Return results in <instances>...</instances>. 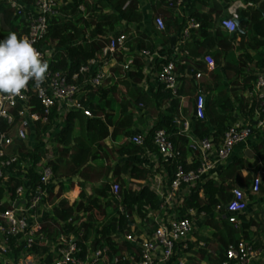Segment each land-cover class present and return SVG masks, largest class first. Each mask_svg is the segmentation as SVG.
Instances as JSON below:
<instances>
[{
  "label": "trees",
  "instance_id": "16d2710c",
  "mask_svg": "<svg viewBox=\"0 0 264 264\" xmlns=\"http://www.w3.org/2000/svg\"><path fill=\"white\" fill-rule=\"evenodd\" d=\"M24 1L31 3V0ZM246 1L248 5L241 9L245 20L240 22L239 31L231 36L222 31L216 23V17L211 15V6L208 7V0H190L187 4L188 17L197 26L189 28L187 36L183 39H181L180 28L184 22H178L172 12L164 7L166 0L150 1L153 12L162 15L164 29L159 33L164 41L168 42L170 35L174 34L177 39H181L178 51H185L187 56L194 59L202 56L203 52L210 51L214 56V67L199 79L200 85H196L192 77L198 72L197 69L189 64L173 62L176 72L174 93L164 88L162 84H157L149 99L141 93V96L147 98L157 112L152 124L142 133L141 144H135L128 139L137 132L132 127L133 118L128 109V103L118 104L121 115L115 118L113 107L115 84L102 85V83L96 87L85 84L78 96L79 102L90 111L91 116H85L80 111L68 110L59 128L48 137L44 144L45 141L41 135L55 115L52 110L45 123L35 122L32 128L34 141L13 140L9 150L18 151L19 161H29V165L23 168L27 177V186L30 189L35 186L42 189L46 187L39 181L37 173L39 158H43L42 165L49 167L51 171V185L48 187L45 200L50 208V214L39 224V230L45 238L55 240L59 234L65 237L70 235L82 251L86 248L94 250L105 247L109 257L118 254L121 249H128L130 243L122 238V233L139 234L144 229L149 231L144 222L151 223L152 217L149 214L159 208L158 196L147 183V178L152 173L148 168L133 163L130 158L148 151L156 152L152 144L153 132L156 129H163L176 151L172 161L159 160L164 167L168 182L176 164H180L185 171L199 165L198 153L191 151L187 145L189 136L197 139L209 138L212 146L216 147L227 127L236 120L239 113L243 114L241 118L251 120L252 107L242 111L239 106L238 111H235L237 99L229 91L213 93L222 75L242 76L243 90L250 89L255 80V73H250L242 63L237 61L252 60L246 48L257 50L264 46V17L259 14V10L252 8L249 0ZM60 2L59 11L65 14L68 7H71L73 12L76 10L75 20H79L80 23L78 27L70 25L72 32L68 34L62 33L60 29H53V37L56 41L46 60L50 70L63 71L71 80V74L76 72L80 65L85 64L88 59H94L95 63L90 65L88 72L78 74L75 83H80L88 74H93L95 68L109 58L108 55L101 57L100 50L108 41V37L119 32L113 30L114 24L126 22L128 26L123 28L122 32H127L129 25L142 20L140 0H60ZM79 6H82L81 10ZM198 6H207V11H200ZM0 20L1 39L6 38L10 32H16L18 36L25 32L23 18L9 7L6 0H0ZM51 26L47 34L51 32ZM245 29L250 30L248 38L245 37ZM236 37L241 53L236 60H226L220 66L218 55L221 57L224 54L221 43H231ZM129 41V36H126L125 44L130 49L133 60L129 68L124 70L126 77L120 79L125 88L132 87L131 80L140 81L144 77L142 63L136 51L141 48L148 49L149 52L152 50V44L147 41L137 39L133 45ZM215 45H217L216 48H214ZM171 51L172 48L168 46L166 53L163 54L164 58L157 61V66L169 60L168 54ZM116 54L117 57L123 55L121 51H116L112 57ZM253 55H256L257 62L264 60L257 51ZM145 77L147 78V74ZM198 87L199 92L205 94L202 118L194 115L192 99L188 98L182 104L180 102V96L191 95ZM132 89L135 88L132 87ZM138 97L135 103L139 101ZM31 102L34 105L31 110L41 113V106L35 98H32ZM187 107L190 108L189 115L186 114ZM180 114L189 118V133L181 130V121L176 123ZM106 141L111 144L108 145ZM188 156L190 159L186 161ZM259 156L264 160V151ZM13 165L18 169L16 173L20 176L22 167L18 163ZM252 166V163L245 159H237L221 165L218 176L205 179L200 186V191L192 189L182 194L177 214L183 216L187 208H192L196 214L203 212L205 223L213 227L210 237H200L206 245L212 238L217 239L222 248L228 244L236 245L240 240L253 241L255 245H259L260 238L264 237V213L258 221L240 214L237 227H233L224 218L216 217L215 212L217 205L223 206L228 201L232 187H247L248 170ZM231 173L235 178V185L230 181H224V178ZM113 182H117L119 186L118 199L112 197L109 191V186ZM20 183L21 178L12 175L5 181H0V212L9 206V202L15 196L14 188ZM54 187H56L55 193H53ZM74 187L79 189L78 197L69 202L62 194ZM83 190H87L88 193L86 194ZM118 207L121 210H118ZM222 211L223 208L220 212ZM135 218L138 219L137 223L134 221ZM4 243L7 250L0 252V264H7V261L15 264L19 259L31 254L44 253L42 260L49 259L47 242L43 244L35 240L31 247L25 248L22 240L15 243L14 237L6 236ZM193 253L195 254L187 257L186 264H198L199 258L215 264L221 259L219 255L222 250L211 253L205 247H199L193 250ZM172 262L175 263L176 260L173 259Z\"/></svg>",
  "mask_w": 264,
  "mask_h": 264
},
{
  "label": "built area",
  "instance_id": "2783aa9c",
  "mask_svg": "<svg viewBox=\"0 0 264 264\" xmlns=\"http://www.w3.org/2000/svg\"><path fill=\"white\" fill-rule=\"evenodd\" d=\"M188 2L189 0H166L164 5L168 11L172 12L178 22H184L180 28L181 39L187 36L189 28L197 26L188 17ZM6 3L25 22V32L20 36L28 37L33 42L34 47L41 52L44 59H48L52 49L45 45L43 40L53 21L62 16L58 9L61 5L60 0H31V3L23 2V0H6ZM78 8L82 9L81 6ZM152 23L156 30L162 31L164 29L161 13L152 12ZM217 24L227 33H231L235 28L232 17H221ZM126 36L125 33L119 31L116 35L108 37V41L100 50V56L108 55L109 58H112L116 51L126 52ZM181 39L179 40L181 41ZM0 40L2 39L0 38ZM139 53L143 57L150 58L151 56V53L145 48L140 49ZM203 58L206 66L211 69L213 59L209 56ZM132 60L133 57L130 55L122 60L123 71L129 68ZM157 61L159 60L156 57L153 60L156 83L162 84L164 88L174 93L176 72L173 61L168 60L158 66ZM94 63V59H88L85 64L80 65L77 71L70 76L73 81L67 78L65 72L49 69L47 79L39 85L30 83L28 90L22 96L11 100L0 96V181H5L11 175L21 178V183L14 188V198L9 202V206L0 212V252L7 250L4 243L6 236L14 237L15 243L22 240L25 248L31 247L35 240H39L43 244L46 243L45 237L39 230L40 225L37 216L39 211H42L40 209L44 207L43 203L46 200L47 190L51 185V171L49 167L42 165L43 158H39L37 173L39 181L46 187L42 189L35 186L30 189L27 186V177L23 168V166L29 165V161H19L18 151L11 152L9 150L12 147V142L14 139L25 142L34 141L32 128L35 122L45 123L52 110H54L55 115L41 135L43 141L47 140L59 128L63 116L68 110L80 111L85 116H91L90 111L79 102L78 96L85 84L92 87L101 85L104 78L102 63L95 68L93 74H88L80 83L74 81L78 74L87 73L90 65ZM104 63L105 60H103ZM195 76L197 77L198 74L196 73ZM253 86L256 100L259 106L263 107V73L256 74ZM32 98H35L41 106V113L31 110L34 106L31 102ZM193 112L197 118L204 116V96L201 93H197L194 97ZM179 121L177 118L176 123ZM186 128L187 124L184 123L183 130L182 128L181 130L184 132ZM247 134L246 125L235 120L227 127L216 147L212 146L209 138L197 139L194 136H189L187 145L191 151L198 153L199 165L194 169L185 171L180 164H176L168 182L164 177L148 184L158 196L159 208L149 214L152 217L151 223L144 222L149 231L144 229L139 234L134 232L122 233V238L130 243L128 249H121L118 254L109 257L105 247L94 250L86 248L82 251L71 236L59 235L60 237H56L54 243L52 245L50 243L51 246L48 247V260H42L44 253L26 256L38 258L36 263L40 264H186L187 257L195 254L193 250L205 247L211 253L218 252L219 249L222 250L219 255L221 259L215 264H264V237L260 238L259 245H255L253 241L240 240L236 245L228 244L224 248L214 238L212 243H209L213 249L209 250L205 241L200 238L201 235L196 231L198 226L205 225V214L203 212L196 214L192 208H187L183 216L177 214L182 194L192 189L200 191L202 182L207 178H212L211 170H213L214 165L210 161L209 155H213L214 161L224 160L233 146L241 142ZM128 139L135 144H141L143 134L136 132ZM152 144L155 146V153L159 160L172 161L175 157L176 151L168 139V134L163 129H156L153 132ZM15 163L22 167L20 176L16 173L18 169L13 165ZM261 186H264V168L258 167L251 172L248 190L257 193ZM109 191L112 197L119 198L117 182L110 184ZM229 192L230 197L225 205L215 207L216 217H222L233 227H237L238 216L244 211L246 205L244 190L234 186ZM222 208L223 211L220 212ZM118 210L121 208L118 207ZM173 259L176 260L175 263L172 262ZM201 260L198 259L199 262ZM205 263L210 264L206 261ZM7 264L10 262L7 261Z\"/></svg>",
  "mask_w": 264,
  "mask_h": 264
},
{
  "label": "crops",
  "instance_id": "0c3cea01",
  "mask_svg": "<svg viewBox=\"0 0 264 264\" xmlns=\"http://www.w3.org/2000/svg\"><path fill=\"white\" fill-rule=\"evenodd\" d=\"M150 1L151 0H140L142 20L139 23L131 24L129 26V30L127 31V36H129L130 38L129 42L131 45H133V43H135L137 39H139L140 41L141 40L147 41L148 43L152 44L150 58L141 56L139 53L140 49L136 51V55L142 63V72L144 73V77L140 81H136L135 84L133 83L131 84V86L135 88V89H132L134 95L136 97L140 96V98L138 97L139 101L136 102V106L134 109L135 113L137 114L136 116L140 118H136L137 123H134L132 127L137 132H140V133H144V131L152 124L157 114L155 107L152 104H149V100H148L157 87V83L154 79L155 75H154V69H153V60L156 57L158 58V60L163 59L164 58L163 54L166 53V50L169 46V41L165 42L163 37L160 35L159 31H157L153 26L152 8H151L152 6H151ZM208 1H209L208 7L211 6V15L216 17V20H215L216 23L218 19L221 17L236 16L238 13H241L242 8L248 5V2L246 0H228L227 2H224L223 0H208ZM249 3L253 9L259 10V14H261V16L264 17V3H262V0H258V1L249 0ZM198 9L200 11H207V6H198ZM0 23H1V20H0ZM126 26H128V24L122 21L119 24L117 23L114 24L113 30H115L116 32L117 31L122 32V29L125 28ZM0 29H1V26H0ZM221 30L224 31L223 29ZM135 31H138L139 33L135 34ZM244 31H245V37L248 38L250 35V30L245 29ZM172 35L175 36L174 34H171L170 36ZM180 42L181 41L177 39V37L175 36V41L172 47V51L168 54L169 60L173 62L189 64L192 68L197 69L198 76L197 77L193 76L192 79L194 80V84L200 85L199 79L204 77L206 73L210 70V68L206 66V62L204 61L203 57L209 56L212 59H214V56L212 55L210 51H206V52H203L202 56H200L199 58L194 59L192 57H189L187 56V53L185 51L183 52L178 51V46ZM221 45L222 47H224L223 56L224 55L225 56L223 57L221 55L220 57V55H218V59L221 62L220 66L226 60H231V61L236 60L242 51V50H239L237 46V37L231 43H228V44L221 43ZM216 47L217 45L214 46V48ZM51 48L53 47L51 46ZM129 50L130 49L127 46V51L122 53L123 54L122 55L123 57L121 56L122 59L130 55L131 52ZM246 51L247 53H249V55L252 56V60L247 61L245 59L244 62H242L241 60H238L237 62L242 63L243 66L248 71H250V73H255V75L258 73L264 74V60L257 62L256 55H253L257 51V53L261 55L264 59V46H261L257 50L253 48H246ZM116 57H117V54L115 55V58ZM110 60L111 58L105 59L104 64L110 63ZM258 66H261V67L258 68ZM212 67H214V64ZM146 74H147V78L145 77ZM218 83L219 85L214 90L213 93H216L222 90L229 91V93L235 96V98L237 99L234 110L238 111L239 106L241 107L240 109H242V111L248 110L250 107H252V114H250L251 116L250 121L247 120V118H241V116L243 115L242 113L238 114L236 120L246 125L248 129V134L241 142L233 146L230 153L224 160L217 162V161H214V157L212 154L209 155V159L210 161H212V164L214 165L213 170H211L212 178H216L218 176L219 168L221 165L231 163L233 161H236L237 159H245L246 161H249L250 163H252L253 165L252 167L254 166L264 167V160H262L259 156L264 151V105L263 107L259 106L258 101L256 100L255 94L253 92L254 91L253 83L251 84L250 89L243 90V88L241 87L242 86V76L240 75L233 76V74H229L226 76L222 75L220 79L218 80ZM120 87L123 89V86H120ZM199 87L198 89L196 88L195 91L191 95L180 96L181 104L186 102L188 98L194 101L195 95L197 93H200ZM231 88H233V90H230ZM141 93L145 94V96L148 99L143 98L141 96ZM202 95L204 96V99H205V94H202ZM151 109L153 110V112H150ZM178 118L181 121L182 130H183L184 123H186L187 128L184 130V132L189 133L190 121H189L188 116L180 114ZM106 143L108 145L111 144L108 141H106ZM212 149L214 150V148ZM130 158L133 163L142 165L150 170L152 175L149 178H147L148 184L149 183L152 184L154 183V181L161 180L165 177L164 167L159 162V158L157 157L155 152L148 151L142 155H133ZM189 159H190L189 156L186 157V161H189ZM250 178H251V173H249V179H248L249 182H248L247 187L246 188L240 187L244 190L245 204H246L245 209L241 214H244L246 217L251 218L254 221H258L259 219L263 217V213H264V186H261V188L259 189L257 193L250 192L248 190ZM224 181H228V182L230 181L231 183H234L233 185H235V182H234L235 178L233 177L232 173L231 175H227V177L224 178ZM73 189L75 190L76 193H78L79 189L77 187H74ZM73 189L67 191V192L71 191L72 200H73V197H75ZM83 191L86 194L88 193L87 190H83ZM40 210H43V209H40ZM39 215H40V211L38 213V216ZM37 221L40 224L42 219L39 220L37 218ZM137 222H138V219L135 223ZM204 226L206 227V229H208V234L205 237H210L213 231V227L208 228L206 225ZM213 239L214 238H212L211 241ZM209 242L207 243V248L211 250L213 249V247L211 244H209ZM198 264H206V263L205 261H203V258H202L200 262L198 261Z\"/></svg>",
  "mask_w": 264,
  "mask_h": 264
},
{
  "label": "clouds",
  "instance_id": "9594fccd",
  "mask_svg": "<svg viewBox=\"0 0 264 264\" xmlns=\"http://www.w3.org/2000/svg\"><path fill=\"white\" fill-rule=\"evenodd\" d=\"M49 64L26 36L10 32L0 40V96L20 97L30 83L47 79Z\"/></svg>",
  "mask_w": 264,
  "mask_h": 264
},
{
  "label": "rangeland",
  "instance_id": "374dc122",
  "mask_svg": "<svg viewBox=\"0 0 264 264\" xmlns=\"http://www.w3.org/2000/svg\"><path fill=\"white\" fill-rule=\"evenodd\" d=\"M87 1H90V0H87ZM70 8L71 7H68L67 12L65 14H63L60 11L62 16H59L58 18H56L53 21L54 24H52L53 27L51 26V32L46 35L45 40H44V44L47 45L48 47H50V48H51V46L54 47V44L56 41V38L53 37V29H60V30H62V33L68 34V33L72 32L70 30L71 29L70 25H74L75 27L76 26L78 27L80 22H79V20H75L76 19V17H75L76 10L73 12ZM152 12H153V10H152ZM125 33L127 35V32H125ZM136 33L138 34L139 32L135 31V34ZM51 49L53 50V48H51ZM111 60H110V63H108V64H103V62H102V72L104 74L102 85L115 84V88H116V90L114 92V98L115 99L113 101V107L115 110L114 117L116 118L118 115L119 116L121 115V112H119L120 110H118L119 109L118 104L119 103H128V109L131 112V114H132L131 116L133 118L132 123L133 124L137 123L136 118H140V117L136 116L137 114L134 111L135 106H136V103H135L136 96L134 95V93L132 91V87L125 88L123 86V84H121V82H120V79H123L126 77V74L124 73V71L122 70V67H121L122 57H116V58L112 57ZM131 83L135 84L136 80H131ZM120 86H123V89ZM150 112H153V110L151 109ZM189 112H190V108L187 107L186 114L189 115ZM134 116H136V117H134ZM44 144H46V140H45ZM256 168H258V166L252 167L251 169L248 170V173H251L253 171V169H256ZM55 191H56V187L53 188V193H55ZM66 192H64L62 195L64 197H66L69 202H71L72 201L71 191L67 192V193ZM73 192H74V189H73ZM77 194L78 193L74 192L75 197H73V199L78 197ZM46 202L43 203L44 207H43V210L40 211V215H39L40 218H39V216H37L39 220L45 219L50 214V208ZM135 220L137 221V219H135ZM205 225L208 228L211 227L207 223ZM196 231L198 234H200L202 236H206L208 234V229H206V227L203 225L198 226ZM59 235L64 236L62 234H59ZM45 241L48 243V247L54 243V240H49L47 237L45 238ZM50 243H51V245H50ZM210 243H212V241ZM37 260H38V258H31L30 256H25L24 258L18 260V264H35Z\"/></svg>",
  "mask_w": 264,
  "mask_h": 264
},
{
  "label": "water",
  "instance_id": "95a60500",
  "mask_svg": "<svg viewBox=\"0 0 264 264\" xmlns=\"http://www.w3.org/2000/svg\"><path fill=\"white\" fill-rule=\"evenodd\" d=\"M232 20L235 24V28H234V31H232L230 33V35L232 36L235 32L239 31V24L242 20H245V17L241 14V13H238L236 16H233L232 17ZM174 41H175V36H170L169 37V47L172 48L173 47V44H174Z\"/></svg>",
  "mask_w": 264,
  "mask_h": 264
}]
</instances>
